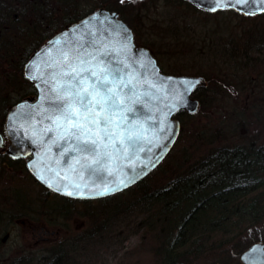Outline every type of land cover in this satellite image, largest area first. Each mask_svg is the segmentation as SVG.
<instances>
[{
  "label": "rangeland",
  "instance_id": "obj_1",
  "mask_svg": "<svg viewBox=\"0 0 264 264\" xmlns=\"http://www.w3.org/2000/svg\"><path fill=\"white\" fill-rule=\"evenodd\" d=\"M70 1L65 8L51 10L49 20L58 25L65 17L96 9L99 3ZM112 1L104 0L105 4ZM131 7L123 8L122 14L132 23L138 40L150 46L164 73L200 75L209 82V89L200 93L204 106L196 116L184 118L175 144L146 176L142 188L168 184L215 147L264 144V15L243 18L227 10L208 13L177 0H132ZM12 77L17 78L7 70L0 73L3 91H19L18 83L7 82ZM10 167L0 169V264L18 259L17 264H44L39 259L59 244H65L62 248L69 264H161L152 255L160 241L159 228L151 227L141 213L144 209L133 202L140 193L136 189L108 201L63 204L58 196L46 194L20 164L13 162ZM12 189L21 191L26 202H33L35 211L28 212L29 216L10 219L7 208L13 202ZM43 200L45 214L39 212ZM56 202L69 205L70 216L61 217L54 209ZM63 206L59 209L64 210ZM114 206L115 212L109 214ZM94 224L102 232L87 243L75 244L76 234ZM40 236L48 241H40ZM209 252L200 254L194 263L212 264L214 255L228 261L235 257V261L239 254L229 247Z\"/></svg>",
  "mask_w": 264,
  "mask_h": 264
},
{
  "label": "snow or ice",
  "instance_id": "obj_2",
  "mask_svg": "<svg viewBox=\"0 0 264 264\" xmlns=\"http://www.w3.org/2000/svg\"><path fill=\"white\" fill-rule=\"evenodd\" d=\"M257 3L258 8L252 7ZM208 4L212 12L233 8L256 15L264 11V0H208ZM68 37L65 32L50 41L25 66L26 78L42 89L38 123L43 127L33 143L44 144L47 137L60 149L48 171L56 177L63 172V180L54 183L39 171L35 174L49 188L70 197L85 198L86 190L94 189H99L94 195H109L134 183L159 161L153 149L163 150L173 142L168 117L200 80L161 78L150 57L132 54L131 33L110 17L100 21L99 14L94 15ZM16 115H25L23 106ZM141 154L144 162L138 163ZM61 159L67 170L52 167Z\"/></svg>",
  "mask_w": 264,
  "mask_h": 264
},
{
  "label": "trees",
  "instance_id": "obj_3",
  "mask_svg": "<svg viewBox=\"0 0 264 264\" xmlns=\"http://www.w3.org/2000/svg\"><path fill=\"white\" fill-rule=\"evenodd\" d=\"M177 1L197 9L191 3ZM70 3V0H0V73L3 74V70L11 72L17 78L12 77L7 82L10 85L19 84V91H3L0 88L1 132L8 109L18 101L37 93L33 84L22 75L23 65L30 54L45 39L94 9L76 17H65L63 23L58 25L57 21L49 20L47 14H51V10L65 8ZM105 3L104 0H99L96 8L103 7L117 12L132 28L130 20L122 14L123 8L132 9V2L125 0L121 3L120 0H113L112 4ZM230 13L236 14L233 11ZM2 80L4 79L0 78V86H3ZM205 84L206 86L197 88L193 95L199 101V110L205 104L200 93L209 89V82ZM196 115L180 112L176 117L183 124L184 118ZM3 162L7 165L3 166L6 169H11L13 162L25 169L22 159L13 160L4 153ZM144 182H147L146 177L121 192L94 201H108L126 190L136 189V192H140L133 202L144 209L141 213L147 216L146 222L151 227L159 228L160 241L157 248H153L152 255L161 264H196L195 259L204 252L211 251L209 253L214 254L218 249L229 247V251L238 254L250 243L264 241V236L261 237L259 233L264 232V144L255 145L250 142L218 146L158 189H144ZM41 188L46 194L58 196L64 201L63 204L92 201L64 197ZM22 197L21 191L12 189L13 202L8 203L11 207L7 208L10 219L15 216H29L28 212L35 211L33 202H26ZM61 204L62 202H56L54 207L57 208H53L61 217L70 216L69 205L64 207ZM44 206L43 200L40 207L38 206L40 213L45 214ZM61 206L64 210H61ZM22 208L24 211H21ZM115 210L116 206L111 207L109 214ZM99 228L100 225H91L82 233L76 234L73 241L75 244L87 243L86 241L102 232L103 229ZM64 246L65 244H59L56 250L52 249L46 258L44 256L39 260L45 261L44 264H69L62 248ZM18 260L12 263L17 264ZM223 260L224 258L214 255L211 263Z\"/></svg>",
  "mask_w": 264,
  "mask_h": 264
},
{
  "label": "water",
  "instance_id": "obj_4",
  "mask_svg": "<svg viewBox=\"0 0 264 264\" xmlns=\"http://www.w3.org/2000/svg\"><path fill=\"white\" fill-rule=\"evenodd\" d=\"M187 3H191L194 7L200 9L201 11H205L208 13H214L212 11L207 10L208 9V0H197V2H193V0H183ZM240 7H244V5H241ZM252 7L258 8V3L256 5H253ZM223 10H230L237 14H240L245 17H254L258 16L260 14H263L264 11H257L256 15H245L243 11H238L233 8H227ZM222 11V10H217ZM215 11V12H217ZM99 14V20L104 21L105 17H110L113 22H119V24H122L125 26L129 32L131 33V44H132V54L136 58H140L141 53H145L147 57H150L155 62V67L159 71V75L161 78H173L174 80H180L183 78H189V79H198L200 80V84L197 85L195 90H193L190 94H187L184 97V102L182 106H180L178 111H174L169 117L168 120L170 122V128L173 133V136L170 137V139L173 141L171 143H168L167 146L161 150L159 148L153 149V156H159V161L155 163L154 167H149L146 174L142 175L141 177L137 178L134 183H131L128 187L124 188L123 190L129 188L130 186L134 185L137 181L142 180L144 177H146L151 170H154L157 168V166L161 163V161L166 157L168 152L171 150L170 148L173 147L175 144L177 137L179 136V133L181 131V122L176 117L180 112L187 113L189 115L195 114L199 109V101L193 97V94L195 93L196 89L198 87H204L206 84V79L203 76L200 75H189V74H181V75H172V74H165L161 71L160 67L157 64L156 59L154 56L149 52L148 49L135 46L134 39H133V32L131 28L122 20L119 18V15L115 11H110L106 8L99 7L94 9L93 11L89 12L85 16L79 18L78 20L66 25L63 29L57 31L54 33L51 37L48 39H45V41L39 45V47L33 51L28 59L25 61L23 68H22V75L23 77L31 82L36 90V94L31 97L24 98L17 103L13 104L7 111L4 121H3V134L0 132V148H4V144L7 142V147L5 148V153L11 158V159H24L25 162V168L26 171L33 177L40 185L41 187L46 188L47 190L72 199H79V200H94L103 198L105 196H110L113 194H116V191L114 193H111L109 195H94L93 193L95 191H98L99 189H94L92 193H88L86 190V197L80 198L78 196H67L61 194V192L54 191L52 188H49L47 184L42 183L35 174L36 171H39L41 174H43L47 179L53 181L54 183H60L63 180V172L60 177H56L54 173L48 171V166L52 159H58L59 158V152L60 149H58L54 144H51V142L47 139V137L44 138V144L40 143H33L34 140H38V136L40 135L39 129L43 127L38 123L39 121V115H38V106L42 103L41 101V95H42V89L37 87V82L32 81L26 78L25 72H26V65L32 62L33 60H36L38 58V54L42 52V50L49 45L50 41H53L54 39L61 37L65 32L69 33V39H71V33L72 30L82 23V21L93 17L94 15ZM97 27H99V24H97ZM155 103V102H154ZM23 106V112L25 115L20 116L17 118V113L21 111V108ZM32 112L31 116H28L27 113ZM157 116H159V113H157ZM143 119V117H141ZM151 123V122H149ZM35 126V130L34 127ZM51 135V134H49ZM49 145L51 146V151L48 150ZM142 160L138 163L144 162V154H141ZM29 164H34V168H30ZM52 167H59L63 170H67V164L64 163L63 159L60 160L59 165L52 164ZM70 180H74L75 178L69 175L68 177ZM85 179L87 177L85 176ZM103 185H100L102 187ZM264 244L261 243H253L248 249H246L240 256V261L243 264H264V250H263Z\"/></svg>",
  "mask_w": 264,
  "mask_h": 264
},
{
  "label": "flooded vegetation",
  "instance_id": "obj_5",
  "mask_svg": "<svg viewBox=\"0 0 264 264\" xmlns=\"http://www.w3.org/2000/svg\"><path fill=\"white\" fill-rule=\"evenodd\" d=\"M130 27V26H129ZM131 28V27H130ZM131 30H132V32H133V39H134V43H135V46H140V47H143V48H146V49H148L149 50V52L155 57V59H156V61H157V58H156V56H155V54H154V52L152 51V49L150 48V46H147V45H145L144 43H141V41H139L138 40V36H137V34H136V32H135V30L133 29V27L131 28ZM157 63H158V61H157ZM158 65H159V63H158ZM5 142V146L4 147H7L6 146V141H4ZM3 153L5 154V152H4V148L2 147V148H0V169H3V166L4 167H7V165L5 164V162H3ZM6 155V154H5ZM7 156V155H6ZM41 229V231H42V234H46V232H44V229L43 228H40ZM40 241H48V239H47V237H43V236H40L39 238H38ZM253 243H261V244H264V241H254V242H252V243H250L248 246H246L239 254H238V256H237V260H235L234 261V258L235 257H233L232 258V256H235V255H231L230 257L233 259H229V261H228V259L227 260H223V261H216V262H213L212 264H243L241 261H240V256H241V254L246 250V249H248ZM263 250H264V247H263Z\"/></svg>",
  "mask_w": 264,
  "mask_h": 264
}]
</instances>
